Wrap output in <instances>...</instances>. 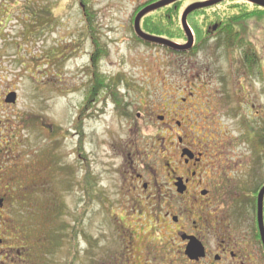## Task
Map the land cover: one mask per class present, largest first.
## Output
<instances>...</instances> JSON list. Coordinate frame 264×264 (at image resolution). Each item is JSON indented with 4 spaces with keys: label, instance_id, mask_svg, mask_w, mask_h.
<instances>
[{
    "label": "rangeland",
    "instance_id": "obj_1",
    "mask_svg": "<svg viewBox=\"0 0 264 264\" xmlns=\"http://www.w3.org/2000/svg\"><path fill=\"white\" fill-rule=\"evenodd\" d=\"M150 1L6 0L9 17L4 32L0 29V37L5 41H0V97L4 101L8 94L15 93L16 103L0 108V152L3 153L0 174L10 181L12 190L21 191L29 186L38 190L32 197L13 198L15 206L19 207L14 217L29 227L34 245L37 236L48 234L58 225H70L77 231L74 246L79 256L87 252L89 242L95 238L104 240L101 243L97 240L95 250L91 251L93 256L106 255L109 251H116L118 255L123 247L125 250V245L120 246L123 230H116L111 221L100 215L93 214L89 219L88 214L79 212L81 179L89 167L95 189L107 190L109 195L121 191L122 178L113 168L115 162L109 161L111 144L116 137H126L130 127L145 124L152 128L151 133L157 138L156 151H160L155 177L162 185L170 180L165 163L170 161L169 153L174 150L167 154L163 151L169 140L167 134L159 130L158 116L165 115L167 121H171L174 116L163 111L168 103L166 100L169 96L178 98L186 88L195 93L194 110L188 114L183 111L187 119L197 120L195 128L191 127L195 135L201 133L205 138H211L214 133L211 139L215 140L219 134L228 142L226 154L233 183L241 196L228 197L225 203L232 204L235 214L242 204V214L250 220L256 218L251 208L256 196L253 193L257 194L264 186V152L260 146V140L264 139V92L260 91L264 86L263 13L252 9L244 0H225L198 11L210 16L211 20L218 17L225 22L232 15H245L254 10V16L246 18L241 29L249 31L252 41L261 42L254 46L257 45L259 50L263 47L257 55L262 63L257 67L252 65L248 77L239 75L236 67L227 68L228 62L236 61L233 51L223 59L217 58L210 42L196 45L195 48H201L190 55L188 52L175 54L138 39L133 21ZM208 1L213 0H182L173 11L177 17L175 25L181 32L177 31L174 39L157 37L184 46L186 42L181 29L184 11L193 4ZM164 12H154L146 17L153 20ZM195 16L191 19L196 21ZM86 17L90 18L88 24ZM143 23L144 19L142 31ZM187 23L190 26L191 20ZM213 60L219 61L218 69L214 70ZM208 62L211 65L207 66ZM95 78L104 79L105 83H118L117 93L131 118H113L112 106L107 101L104 116L86 120L83 110L89 90L96 88ZM221 81L223 85L229 84L225 87L227 93L228 89L239 92L242 87L249 90L255 106L250 114H236V111L240 112L236 95L237 103L231 99V106L226 111V107L218 109L223 104L216 103L212 97ZM101 91L102 98H107V90L103 87ZM95 104L102 106L99 101H92L90 105L95 107ZM257 105L262 109L259 116L255 114ZM170 111L181 113L178 109ZM138 114L140 120L136 118ZM205 138L201 137V140L206 142ZM245 194L248 196L244 197ZM56 207L59 210L54 216L50 212ZM96 208L94 205L93 210ZM71 215L75 225L71 224ZM61 243L66 244V241ZM31 253L33 257H42L43 264H53L57 260L62 263L64 258L63 254L52 257L47 250L39 251L36 247Z\"/></svg>",
    "mask_w": 264,
    "mask_h": 264
},
{
    "label": "flooded vegetation",
    "instance_id": "obj_2",
    "mask_svg": "<svg viewBox=\"0 0 264 264\" xmlns=\"http://www.w3.org/2000/svg\"><path fill=\"white\" fill-rule=\"evenodd\" d=\"M250 5L252 9L263 13L261 23L264 24V9L251 3ZM7 10L6 0H0V29H3V32L6 27L5 21L9 17ZM195 17L198 26L203 29V35L199 37L194 30V46L188 51L190 55L201 48H195L196 45L210 42L212 52L217 58L223 59L231 51L236 54V61H230L226 65L228 69L236 67L239 75L249 77L252 65L255 67L261 65L259 64L262 63L261 58L258 60L257 55L263 47L260 46L259 50L257 45L261 42L252 41L248 30L226 28L223 30L225 23L218 17L212 20L205 14ZM188 21L193 27L190 17ZM246 23L248 24V20ZM237 33L240 39L234 41ZM228 37L233 39L231 47ZM0 41H4L3 37H0ZM218 64V60H213L214 70L218 69ZM206 65H211V62ZM93 83L96 88L89 90L83 110V113L86 112L87 121L104 116L107 101L112 106L113 118H131V113L127 111L120 99L121 96L117 93L118 83L114 81L105 83L101 78H95ZM223 83L219 82L212 97L216 103L223 104L218 106V109L226 107V111L231 106V99L235 100L236 95L240 111H236V114H250L254 105L249 90L242 87L239 92H230L228 89L227 93L225 87L227 88L229 84ZM103 87L108 92L107 98H102L103 94H99L103 92L101 91ZM183 91L178 98L169 96L166 100L168 103L163 111L174 116L170 118L171 121H167L165 115L158 116L159 130L166 133L169 140L163 151L167 154L169 150H174V153H169L170 161L165 163L169 169L167 179L170 180L162 185L155 177L160 151H156L157 138L151 133L152 128L145 124L130 127L131 130H128L126 137H116L111 144L112 157L109 161L115 162L113 168L122 178L121 191L109 195L107 190L92 189L90 186L92 174L89 167L81 179L80 186L84 184V188L79 187V212L88 214L89 219L93 214L100 215L104 220L111 221L116 230H123L124 237L121 236V232L119 233L120 246L125 245L126 248L124 250L123 247L121 254L109 251L106 255L104 253L93 256L91 251L95 250L97 240H100L98 243L104 240L95 238L96 242L95 240L89 242L91 249L88 247L82 256L77 255L74 246L77 231L75 226L72 228L70 225H58L52 232L37 236L34 245L29 229L22 223L19 226L14 217L15 210L19 207L15 206L13 198L32 197L38 190L31 186H29L31 189L26 187L21 191L12 190L10 181L3 179L0 174V264H43L42 257H33L31 253L35 247L39 251L47 250L52 257H62L63 254L62 263L57 260L53 264H264V245L256 218L250 220L245 217L246 214L241 212L242 204L238 214H235L232 204L225 203L228 197L241 196V191L233 183L232 169L227 158L228 142L219 134H216L215 140L211 139L214 133L211 134V138H205L201 133L195 135L191 127H194L197 120L192 122L190 118L184 116L185 112L188 114L194 110L192 100L195 93L187 88ZM260 91L264 92V86ZM92 101L102 102V106L96 107L95 104V107H92L90 105ZM10 105L6 103V98L3 101L0 97V108ZM257 108L255 114L259 116L262 109L259 105ZM175 109L182 114L170 111ZM136 118L140 120L139 114ZM77 119H80V115ZM201 137L205 138L206 142H203ZM260 146L264 152L263 138L260 140ZM2 155L0 152V160ZM85 161L87 163L86 159ZM179 180L182 191L178 187ZM94 205H97L95 210ZM251 208L256 215L253 203ZM71 217L73 218L71 224L75 225L74 217L72 215ZM127 223L129 224L126 225ZM89 238H92L90 234ZM61 241H66V244L61 245Z\"/></svg>",
    "mask_w": 264,
    "mask_h": 264
},
{
    "label": "water",
    "instance_id": "obj_3",
    "mask_svg": "<svg viewBox=\"0 0 264 264\" xmlns=\"http://www.w3.org/2000/svg\"><path fill=\"white\" fill-rule=\"evenodd\" d=\"M178 1H181V0H160L154 4H151L147 7H145L143 10H141L137 16L135 17L134 19V32H135V35L142 41L146 42V43H150V44H157L159 46H163L165 48H168L172 51H177V52H183V51H186V50H189L192 45H193V36H192V33L187 25V17L189 14L197 11V10H200V9H203V8H206V7H211V6H214V5H217L219 3H221L222 1H225V0H213V1H208V2H205V3H198V4H193L191 6H189L183 13L182 15V18H181V25H182V29H183V32L187 38V44L184 45V46H180V45H177L175 43H172L170 41H167V40H164V39H161V38H157V37H153V36H150V35H147L145 33H143L141 31V28H140V21L143 17H145L146 15L152 13V12H155V11H158L160 9H163L167 6H170ZM244 1H247L249 3H252L254 5H257L259 7H262L264 8V0H244ZM16 100V95L15 93H11L7 96L6 98V103H14ZM180 184H181V181L179 180V190L182 191L183 188H180ZM263 201H264V186L260 189L258 195H257V222H258V228H259V232H260V236H261V240L263 242V245H264V225H263ZM193 247H191L192 249Z\"/></svg>",
    "mask_w": 264,
    "mask_h": 264
},
{
    "label": "trees",
    "instance_id": "obj_4",
    "mask_svg": "<svg viewBox=\"0 0 264 264\" xmlns=\"http://www.w3.org/2000/svg\"><path fill=\"white\" fill-rule=\"evenodd\" d=\"M156 1L157 0H151L150 2L145 4L144 6H146L148 4H151V3H154ZM180 3H181V1L173 4L170 7L162 9V10H165V12L163 14H161V13L158 14L159 18H156V19L153 18V20H151V19H149L151 17H145L144 18V23H143L144 31L146 33L151 34V35L162 36V37H165V38H168V39H174L175 38L174 36H176V33H177V31L180 28L178 27V25L177 26L175 25L176 21H174V20H176L177 17H175V13L173 11L177 10V8H178L177 6H179ZM162 10H160V11H162ZM160 11H157L156 13H159ZM197 14H199V12L194 13L192 16L197 15ZM214 16L215 15H213L212 17H214ZM252 16H254V11L250 12L248 14L245 13V15H241V13L232 15L231 17H229L228 19L225 20L226 22H225V24H224V26L222 28H223V30L225 28L226 29H235V30L236 29H240L241 30V26L243 25V22H245L244 20H246V18H249V17H252ZM208 18H210V16H208ZM192 20H194V19H192ZM86 21H87V24H88L89 21H90V18L86 17ZM192 26H193L194 30L196 31V33L198 34V36L202 37L203 29L198 26L197 21L194 20L192 22ZM178 32H181V30L178 31ZM236 39H240V35L238 33L235 35L234 41ZM232 40L233 39L231 37H228L229 46H232V42H231ZM69 175H70V173H68L67 176H69ZM81 186H82V188H84V184H82ZM90 186H91L92 189H94L95 184L92 182V184H90ZM253 194L256 195V193H253ZM35 195H37V194H35ZM253 204H254V207H255V196L253 197ZM52 210L53 211H51L50 214H52V215L54 214V216H56L57 211L59 210V208L56 207V208H53ZM18 223H19V226L22 223L23 225H25L29 229V227L26 224H24L22 221L21 222L19 221Z\"/></svg>",
    "mask_w": 264,
    "mask_h": 264
}]
</instances>
